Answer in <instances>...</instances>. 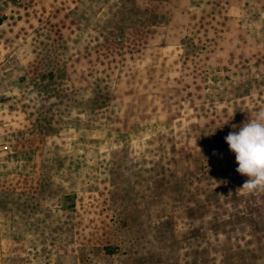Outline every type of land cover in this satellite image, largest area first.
<instances>
[{"label":"rangeland","instance_id":"obj_1","mask_svg":"<svg viewBox=\"0 0 264 264\" xmlns=\"http://www.w3.org/2000/svg\"><path fill=\"white\" fill-rule=\"evenodd\" d=\"M260 109L264 0H0V264H264Z\"/></svg>","mask_w":264,"mask_h":264},{"label":"clouds","instance_id":"obj_2","mask_svg":"<svg viewBox=\"0 0 264 264\" xmlns=\"http://www.w3.org/2000/svg\"><path fill=\"white\" fill-rule=\"evenodd\" d=\"M233 128L225 141L235 154L238 164L236 172L248 178L238 191L264 193V109L256 112L254 118ZM213 155L217 153L214 152Z\"/></svg>","mask_w":264,"mask_h":264}]
</instances>
